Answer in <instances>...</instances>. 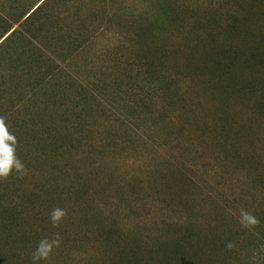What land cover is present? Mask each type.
<instances>
[{
	"label": "rangeland",
	"instance_id": "obj_1",
	"mask_svg": "<svg viewBox=\"0 0 264 264\" xmlns=\"http://www.w3.org/2000/svg\"><path fill=\"white\" fill-rule=\"evenodd\" d=\"M41 2L0 0V33ZM23 22L0 47V264H264V0Z\"/></svg>",
	"mask_w": 264,
	"mask_h": 264
},
{
	"label": "trees",
	"instance_id": "obj_2",
	"mask_svg": "<svg viewBox=\"0 0 264 264\" xmlns=\"http://www.w3.org/2000/svg\"><path fill=\"white\" fill-rule=\"evenodd\" d=\"M46 4V0H42V2L36 6L29 14L28 12L31 10V6L26 7L22 12H20L18 14V16L15 19H9V22L11 23V26H9L8 28L4 29L1 33H0V40L2 39L3 41L0 42V47L1 45L5 42L10 40L11 35L14 34L15 29H12L13 24L18 23L20 20L23 19V23H28L30 19H32L34 17V15L37 14V12H40L42 10V8L45 6ZM9 18L3 10L0 11V21L1 18L5 19L6 17H4V15ZM5 23V22H4ZM12 30V31H11ZM10 31V32H9ZM9 32V33H8Z\"/></svg>",
	"mask_w": 264,
	"mask_h": 264
},
{
	"label": "snow or ice",
	"instance_id": "obj_3",
	"mask_svg": "<svg viewBox=\"0 0 264 264\" xmlns=\"http://www.w3.org/2000/svg\"><path fill=\"white\" fill-rule=\"evenodd\" d=\"M0 131H4V129L2 127H0ZM4 151H5V154H8L9 150L7 148H5Z\"/></svg>",
	"mask_w": 264,
	"mask_h": 264
}]
</instances>
